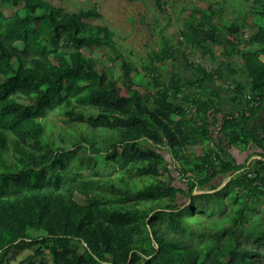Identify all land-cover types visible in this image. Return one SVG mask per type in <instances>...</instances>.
<instances>
[{"label": "trees", "instance_id": "trees-1", "mask_svg": "<svg viewBox=\"0 0 264 264\" xmlns=\"http://www.w3.org/2000/svg\"><path fill=\"white\" fill-rule=\"evenodd\" d=\"M17 1L0 6V257L32 247L23 259L32 264H264V122L250 125L264 104V3L252 8L258 29L248 38L214 0L192 5L176 41L163 34L139 69L95 21V4ZM92 46L112 64L99 68L84 51ZM195 48L217 67L190 58ZM235 55L244 70L228 74ZM169 58L182 70L167 68ZM132 72L150 75L143 91ZM227 76L225 100L237 107L223 110L216 82ZM50 113L87 130L56 129V141ZM100 133L113 172L83 173L76 159L69 167L64 146L100 152ZM190 226L205 238L191 239Z\"/></svg>", "mask_w": 264, "mask_h": 264}, {"label": "rangeland", "instance_id": "rangeland-1", "mask_svg": "<svg viewBox=\"0 0 264 264\" xmlns=\"http://www.w3.org/2000/svg\"><path fill=\"white\" fill-rule=\"evenodd\" d=\"M56 6H62L63 8L74 11L80 7H89L92 4H95L97 10L101 14V18L95 20L100 24H106L114 33L113 37L117 44L119 45L121 52L126 58L131 60L134 65L139 69L149 62V54L153 51H159L161 42L164 40L163 34L166 39L168 38L169 43L176 41L174 35H179L185 18L188 15V12L192 5L198 6L200 0H164V6L158 8L154 4V0H48ZM201 3V2H200ZM238 2L234 1L230 7L233 8V12L238 11ZM227 5L225 2L222 6ZM0 6L3 10H15L20 8L21 2L17 0H1ZM231 8V11H232ZM223 17H227L228 20H223L224 24L231 23V21H240L239 15L231 16L228 13L222 14ZM192 49V48H191ZM196 56L190 55V58L202 56L200 50L195 48ZM85 53L92 55L100 60L97 63L99 68H102L103 65L107 66L112 64V61L107 58V53L104 52L97 46H92L90 48L84 49ZM216 55L219 53V49L215 51ZM203 57V56H202ZM178 60L184 62L179 56ZM207 60L212 64L215 63V60L208 58ZM178 61L177 63H172V59H167L164 63L168 65L167 68H172L177 71H181L183 66ZM219 61V60H218ZM120 61L116 60L114 62V70L117 74L120 73ZM159 64V63H157ZM205 64V61L203 62ZM150 71V70H149ZM133 78L136 80L135 86L144 90L149 82L150 75L144 74L142 72H132ZM187 75L191 76V73L188 71ZM53 113H50L47 117L48 121L54 123V130L52 131V137L58 141L57 130L67 131L68 133L72 130L77 131H86L87 126L84 121H78L76 123H71L65 120V116L56 115L53 116ZM102 134L96 135L97 142L100 143V147H103V150L100 152H92L87 143H84L85 149L81 147H71L70 144L64 146L65 151L71 150L68 152L64 158L66 159L67 164L71 167L76 160L80 162L79 170L83 173H92L95 169L99 170V173L111 174L113 172L112 165L113 160L111 157V150L105 149L104 140H102ZM70 135H66L69 137ZM83 144V143H82ZM10 153H7L9 155ZM48 173V171H46ZM166 177V173H163V178ZM207 189V188H205ZM76 197V194L74 195ZM179 203H182L180 198ZM196 211H200L199 206L195 207ZM260 211V209L258 210ZM218 213L214 215L217 216ZM206 219H209L208 216H205ZM225 223H220L219 225H211L209 227L210 235H213L217 231H220ZM208 230L205 226L203 231ZM185 233L191 236V239H204L206 234H201L198 227L190 226L186 228ZM242 242L248 243L249 245H254L253 241L249 240L248 236L242 235ZM32 247H13L9 249L5 255L0 257V264H32L29 261H23V259L30 253H32ZM41 260H44L40 257L33 258L35 264L40 263Z\"/></svg>", "mask_w": 264, "mask_h": 264}, {"label": "crops", "instance_id": "crops-1", "mask_svg": "<svg viewBox=\"0 0 264 264\" xmlns=\"http://www.w3.org/2000/svg\"><path fill=\"white\" fill-rule=\"evenodd\" d=\"M227 1V5L222 6V0H214V5L219 7L220 11L222 12V14L228 13L231 16H237L239 15V23L242 24L243 28L242 30H244V35L246 38L250 37L251 35H253L254 33L257 32L258 29V25L256 22V17L252 14V8L253 6H256L258 3L263 2L264 0H226ZM234 1L238 2V11L236 13L233 12V8L230 7L231 4L234 3ZM201 2V3H200ZM199 5H201L202 7H206L207 4H205V0H200ZM232 8V11H231ZM227 18V17H225ZM228 19V18H227ZM206 56H208V58H211L209 55H204L202 57V61H205V65L206 66H214L217 67V65L219 64V61L217 59H215V63L212 64V62L210 63ZM240 55H235L232 60L233 63L235 65V70H229V69H225L226 66H223V68L226 70V73L228 74H238L241 73L240 71L244 70V66L243 63H240L241 59H240ZM213 59V58H211ZM237 68L239 70H237ZM235 75V76H236ZM231 82V76H227L225 79L218 80L216 82L220 92V95L222 96V99H220V102L222 104V109L223 110H230L233 108H236L237 105L236 104H231L229 105L225 100V89H227L229 83ZM264 122V104H262L261 108L254 114V116L250 119V125L254 128V129H259L262 125V123ZM232 154L234 155V157L237 159V161L242 162L244 161L245 155L246 153L244 151H240L237 148H234L232 150Z\"/></svg>", "mask_w": 264, "mask_h": 264}, {"label": "built area", "instance_id": "built-area-1", "mask_svg": "<svg viewBox=\"0 0 264 264\" xmlns=\"http://www.w3.org/2000/svg\"><path fill=\"white\" fill-rule=\"evenodd\" d=\"M218 129H219V126H216V129L212 135H215V133L217 132Z\"/></svg>", "mask_w": 264, "mask_h": 264}]
</instances>
